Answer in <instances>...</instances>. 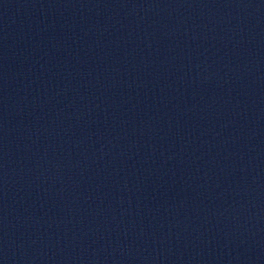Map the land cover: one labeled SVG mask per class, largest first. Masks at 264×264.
<instances>
[{
	"label": "water",
	"instance_id": "water-1",
	"mask_svg": "<svg viewBox=\"0 0 264 264\" xmlns=\"http://www.w3.org/2000/svg\"><path fill=\"white\" fill-rule=\"evenodd\" d=\"M0 264H264V0H0Z\"/></svg>",
	"mask_w": 264,
	"mask_h": 264
}]
</instances>
